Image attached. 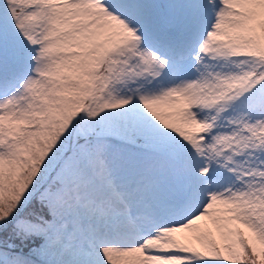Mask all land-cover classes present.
Listing matches in <instances>:
<instances>
[{
  "label": "snow or ice",
  "instance_id": "obj_1",
  "mask_svg": "<svg viewBox=\"0 0 264 264\" xmlns=\"http://www.w3.org/2000/svg\"><path fill=\"white\" fill-rule=\"evenodd\" d=\"M0 264H264V0H0Z\"/></svg>",
  "mask_w": 264,
  "mask_h": 264
}]
</instances>
